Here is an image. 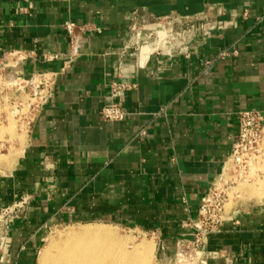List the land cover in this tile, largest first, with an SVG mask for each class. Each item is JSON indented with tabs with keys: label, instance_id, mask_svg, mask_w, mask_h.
Listing matches in <instances>:
<instances>
[{
	"label": "crops",
	"instance_id": "1",
	"mask_svg": "<svg viewBox=\"0 0 264 264\" xmlns=\"http://www.w3.org/2000/svg\"><path fill=\"white\" fill-rule=\"evenodd\" d=\"M142 17L175 33L143 60L123 52ZM68 20L100 32L74 47ZM16 52L24 76H57L0 173V212L27 199L0 264H36L62 221L148 233L165 258L193 238L186 225L231 153L239 113L264 115V0H0V62ZM115 81L135 87L118 100L124 120L107 123ZM256 189L229 207L201 264H264Z\"/></svg>",
	"mask_w": 264,
	"mask_h": 264
},
{
	"label": "built area",
	"instance_id": "2",
	"mask_svg": "<svg viewBox=\"0 0 264 264\" xmlns=\"http://www.w3.org/2000/svg\"><path fill=\"white\" fill-rule=\"evenodd\" d=\"M68 1V0H61ZM156 23L160 24V21ZM152 23L142 17L135 19L129 27L130 39L125 45L123 52H127L139 59L142 56L143 48L148 47L146 55L158 53L161 47L167 44L168 39L175 38V33L166 29H161V24L157 29L150 27ZM62 27L70 43L74 47H82L88 41V32L100 29H89L74 21H65ZM215 24H211L209 29H213ZM208 30L204 31L207 35ZM237 54V50L232 51ZM18 57L19 62L12 66L2 65L0 68L6 70L0 73L2 81L1 91L13 89L18 93L17 99L12 103V113L18 118L21 125L31 126L38 113L44 106L46 99L51 93L55 84L57 74L54 72H42L26 77L21 72L22 55L19 52L13 53ZM222 55H226L222 53ZM135 84L125 82H113L111 85V96L114 101L109 106L101 109V117L107 123H114L124 120L125 113L118 102L125 93L134 88ZM142 136L146 135L143 131ZM264 179V115L261 111L250 109L241 111L238 115V131L233 136L231 153L224 163L222 171L216 181L213 182L209 191L203 196L195 219H190L187 227L193 231V245L201 248L207 242L210 234L220 232L227 214V206L232 202L237 194V188L244 183H253ZM27 199H23L5 209L14 207H24ZM0 246V256L3 252Z\"/></svg>",
	"mask_w": 264,
	"mask_h": 264
},
{
	"label": "rangeland",
	"instance_id": "3",
	"mask_svg": "<svg viewBox=\"0 0 264 264\" xmlns=\"http://www.w3.org/2000/svg\"><path fill=\"white\" fill-rule=\"evenodd\" d=\"M18 62V57H15L14 55H8L1 63L4 66L10 67ZM5 71L6 70H4V67L3 69L0 68V73H4ZM1 85L2 81L0 80V89L2 87ZM17 96L18 93H16L13 89L8 88L3 91L0 90V173L5 167H7V165L11 164L13 158L19 154L20 148L23 145V143L20 142H12L17 136L19 137L17 138L18 140H20V138L23 140V135L26 131L11 110L10 105H12L13 101L17 99ZM256 183H264V179L253 183H244L239 185L237 188L236 197L232 202L229 203L227 209H229V207H231L234 202L235 204L238 201L240 202L243 198L242 195L244 192L255 196L252 193V189H256ZM242 186L244 189L241 188ZM261 187H264V184H262ZM6 208L0 212V246H3V251L8 244L12 223L22 217L27 210L26 205L24 207H14L5 211ZM97 225H101L102 227L104 226L103 228L112 230L114 236L116 235L115 237L117 240L122 243V247L120 246V248H127L126 250L133 252H135V250L138 248L144 250V260L141 264H201L202 254L198 253L197 251H200V249L193 245L194 237H188L177 241L175 244H173V248L172 246L170 248L172 249L170 251L171 254L165 258L160 253L159 241L157 239H153V236L148 233L137 231L130 227L72 223L67 221L53 223L49 226L47 238L41 246L36 264H39V258L40 255L42 256L43 251L51 248L50 244L61 243L67 239L69 234L87 227L95 228ZM53 251L55 250L53 249Z\"/></svg>",
	"mask_w": 264,
	"mask_h": 264
},
{
	"label": "bare ground",
	"instance_id": "4",
	"mask_svg": "<svg viewBox=\"0 0 264 264\" xmlns=\"http://www.w3.org/2000/svg\"><path fill=\"white\" fill-rule=\"evenodd\" d=\"M146 53H148V47L143 48L142 60L146 57ZM262 184L264 183H256V188H260ZM103 227L101 225H97L95 228L87 227L69 234L67 239L61 243L54 244L51 242V248L48 246L49 249L44 250L42 256L40 255L39 264L142 263L144 260V250L138 248L133 252L126 250L127 248H120V246L122 247V243L117 240L112 230Z\"/></svg>",
	"mask_w": 264,
	"mask_h": 264
}]
</instances>
